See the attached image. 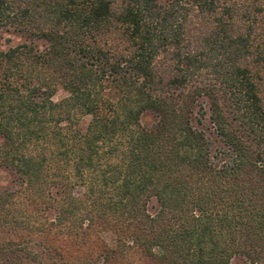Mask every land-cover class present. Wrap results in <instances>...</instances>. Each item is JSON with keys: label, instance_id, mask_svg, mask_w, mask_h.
I'll list each match as a JSON object with an SVG mask.
<instances>
[{"label": "trees", "instance_id": "trees-1", "mask_svg": "<svg viewBox=\"0 0 264 264\" xmlns=\"http://www.w3.org/2000/svg\"><path fill=\"white\" fill-rule=\"evenodd\" d=\"M7 23L42 45L0 49V264H264V0H0Z\"/></svg>", "mask_w": 264, "mask_h": 264}, {"label": "rangeland", "instance_id": "rangeland-1", "mask_svg": "<svg viewBox=\"0 0 264 264\" xmlns=\"http://www.w3.org/2000/svg\"><path fill=\"white\" fill-rule=\"evenodd\" d=\"M165 1V0H159ZM21 43H32L39 48H41L42 43L32 36H27L26 33L17 30L12 24H4L0 28V49L6 50L10 47H14L17 44ZM262 79H264V70L260 74ZM261 92L264 96V84L261 86ZM67 93L61 89H58L52 97L53 102L60 103L64 102L67 98ZM202 116H199V114ZM210 103L206 97H200L196 101V105L193 107V116L200 119L201 127L204 130L206 136L212 143V153H215V150L225 149L223 142L220 137L217 135L213 121L210 117ZM89 121V116H83L80 120V126L84 127ZM146 123L151 122V118L147 117L145 120ZM8 173L0 169V188L7 186L9 183ZM95 237L98 243H104L105 245L111 247L114 245V236L110 231H102L98 233ZM231 264H244V261L235 257L231 260Z\"/></svg>", "mask_w": 264, "mask_h": 264}]
</instances>
